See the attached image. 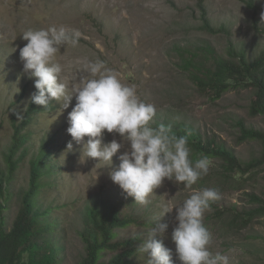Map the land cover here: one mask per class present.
<instances>
[{"label":"rangeland","instance_id":"374dc122","mask_svg":"<svg viewBox=\"0 0 264 264\" xmlns=\"http://www.w3.org/2000/svg\"><path fill=\"white\" fill-rule=\"evenodd\" d=\"M257 3L260 16L256 19L264 28V0ZM199 5L206 8L213 29L220 30L217 34L202 31ZM251 15L240 0H0V173L6 170L12 115L20 121L31 103V94L36 91V78H29L23 72L19 58L20 48L27 43L21 35L29 28L60 25L82 34L78 46L65 45L57 54L63 68L60 79L68 85L69 92L78 79L87 75L85 66L89 61L102 60L122 83L135 85L141 100L156 106L151 126L163 120L181 122L203 138L224 142L244 162L258 158L259 144L238 143L236 128L240 120L248 127H264L261 117L249 115L252 93L232 91L213 101L207 94L200 93L182 71L178 53L185 49L200 55L209 47L223 57L231 47L245 51L252 61L264 47V36L253 29ZM74 105V97L66 109H63V101H51L29 128L33 134L29 144L31 153L37 152L44 138L54 145L55 171L49 178L53 186L41 192L37 204L40 210L50 208V221L57 222L55 240L60 246L57 264H80L84 255L81 234L88 227L91 207L108 202L117 204L123 215L150 224L155 223L165 209L180 206L193 190L203 188H217L221 193V198L212 203L211 211L204 216V224L205 220H213L211 225L205 224L213 237L210 251L227 255L229 264H264V217L255 219L246 229L228 231L213 215L214 209L225 210L231 216L256 208L251 196L264 197V167L243 177L234 175L230 183L224 185L214 177L220 163L209 160L205 177L210 183L202 187L196 183L189 189L165 179L150 196V203L142 206L111 181V168L104 162L86 159L83 149L75 142L72 152L65 151L71 140L66 131L67 117ZM112 139L121 141L117 133H104V143ZM126 150L125 141L112 158L113 167L119 164L117 156ZM29 157L10 183V195L0 200L3 207L0 216L6 218L8 229L27 188ZM158 223H165L168 228L163 237L157 239H162L164 246L172 250L173 264H180L171 240L176 224L175 209L160 217ZM149 228L142 224L131 227L120 231L118 239L139 235L144 242ZM141 256L131 264H148L147 255Z\"/></svg>","mask_w":264,"mask_h":264},{"label":"clouds","instance_id":"9594fccd","mask_svg":"<svg viewBox=\"0 0 264 264\" xmlns=\"http://www.w3.org/2000/svg\"><path fill=\"white\" fill-rule=\"evenodd\" d=\"M81 32L64 25L46 29L24 31L21 39L27 43L20 48L19 58L23 72L34 80L36 89L30 102L47 108L51 101H63V109L75 98L68 113L67 133L71 140L66 152H72L73 142L81 146L85 158L104 162L111 168L109 177L128 197L139 205L147 206L154 190L165 179L191 189L209 172L207 156L193 161L187 136L177 137L171 125L160 124L153 128L156 106L140 99L135 85H126L104 61H89L87 75L78 79L69 92L62 82V65L57 61L61 47H76ZM117 133L121 141L112 139L104 143V133ZM87 138V139H85ZM128 143V150L117 156L118 166L113 167V156ZM80 149V150H81ZM221 198L217 188L193 190L180 206L165 209L164 214L175 209V227L171 240L180 264H229V258L220 252L210 251L212 233L204 224L205 213L212 203ZM147 230V239L138 251L146 254L148 264H173L172 250L162 239L168 225L158 223Z\"/></svg>","mask_w":264,"mask_h":264},{"label":"trees","instance_id":"16d2710c","mask_svg":"<svg viewBox=\"0 0 264 264\" xmlns=\"http://www.w3.org/2000/svg\"><path fill=\"white\" fill-rule=\"evenodd\" d=\"M240 2L252 12L251 20L255 32L264 36V28L258 25L256 19L260 16L257 0ZM198 8L202 31L210 35L217 34L220 30H214L211 26L206 8L202 5ZM178 53L182 71L200 93L207 94L213 101L232 91H250L252 96L249 115L261 117L264 125V47L252 61H249L245 51L231 47L227 48L223 57L209 47L203 49L200 55L185 49ZM46 109L30 103L20 121L15 115L11 118L12 137L5 155L6 170L0 173V200L10 195L9 185L19 167L30 155L27 161L29 176L27 188L21 196L20 209L9 229L5 223L6 218L0 216V264H57L60 250L59 242L55 240L57 222L50 221V208L40 210L37 204L41 192L53 186L49 178L54 176L55 171L52 162L54 145L52 141L44 138L37 152L31 153L29 149L33 136L29 128L34 118ZM160 124L171 125L172 132L177 137H188L190 158L193 161L207 156L209 160L219 162L220 169L218 173L214 172V177L220 184L227 185L234 175L243 177L264 167V127H248L242 120L236 123L238 143L255 142L260 146L259 157L244 162L224 142L215 138H203L181 122L163 120L155 122L152 127ZM210 181L203 176L196 183L202 187ZM251 199L256 208L235 212L231 216L225 210L214 209L215 221L221 222V226L228 231L246 229L255 219L264 217V197L251 196ZM2 210L3 207L0 206V211ZM88 220V227L81 234L84 255L80 264H131L143 257L138 251L139 245L143 243L141 236L119 240L118 233L140 224L151 227L154 223H140L136 217L123 215L117 204L109 202L91 207ZM212 221L205 220L206 226L211 225ZM107 255L111 256L104 260Z\"/></svg>","mask_w":264,"mask_h":264}]
</instances>
